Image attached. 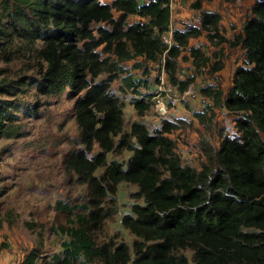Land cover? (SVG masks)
Wrapping results in <instances>:
<instances>
[{
    "label": "trees",
    "instance_id": "1",
    "mask_svg": "<svg viewBox=\"0 0 264 264\" xmlns=\"http://www.w3.org/2000/svg\"><path fill=\"white\" fill-rule=\"evenodd\" d=\"M207 1L212 0H193L192 6L202 10ZM1 2L6 23L0 35L43 43L40 76L33 82L39 94L62 95L69 88L77 97L74 113L83 147L68 154L65 164L89 185V213L78 216L79 227L67 228L71 240L63 242V256L54 255L56 264H87L95 257L104 264H191L180 252L185 248L195 251V264H264V0L255 2L242 32L234 38L221 33V13L204 10L200 27L188 24L174 30L175 43L170 48L161 39L171 21L170 0ZM130 15L146 21L129 23ZM94 24L101 25L95 29ZM203 35L217 47L223 43L241 47L246 62L236 68L227 93L218 85L201 89L213 104L194 111V117L203 126H211L214 108L225 107L236 116L237 133L221 134L218 147L201 137L199 148L206 160L198 169L182 162L170 136L185 124L183 119H163L153 129L138 119L124 130L125 102L112 91V82L120 78L121 90L135 94L139 87L147 88V79H135L121 64L139 56L156 61L166 52L170 82L184 92L194 80L177 76L184 50H189L196 70L209 68L216 73L224 66L222 48L211 56L201 46L189 47L191 38ZM106 53L117 59L104 57ZM102 73L108 76L96 81ZM23 84V77L0 80V139L24 134L17 115L22 106L5 97L16 96ZM154 95L139 92L132 99L140 116L152 106ZM40 106L37 103L34 110ZM34 112L28 110L30 116ZM95 145L100 150L90 155ZM124 149L132 151L127 162H108V153ZM100 167L105 169L97 175ZM122 181L137 184L136 195L144 198V203L133 204V214L123 218L138 237L134 258L127 243L96 246L92 235L112 214L103 204L117 193ZM62 211L71 223L70 208L63 206ZM41 254L33 248L20 264H40Z\"/></svg>",
    "mask_w": 264,
    "mask_h": 264
},
{
    "label": "rangeland",
    "instance_id": "2",
    "mask_svg": "<svg viewBox=\"0 0 264 264\" xmlns=\"http://www.w3.org/2000/svg\"><path fill=\"white\" fill-rule=\"evenodd\" d=\"M102 1L109 3L111 0ZM256 1L212 0L205 2L203 9L198 10L192 6L193 0H173V25L179 28H185L188 24L200 27L202 12L215 11L222 15L221 33L227 38H234L235 34L242 32ZM1 3L0 0V30L3 31L6 14ZM114 13L116 17L120 14L116 10ZM138 21L146 19L138 15H130L128 18L129 23ZM100 25L94 24V28L97 29ZM96 35L99 34L96 32ZM189 45L201 46L211 56L214 51L222 48L224 66L216 73H211L209 68L196 70L189 50H184L178 58L177 76L181 80L194 77V91L185 98L176 91L175 94L180 98L176 106L168 103V98H165L168 114H161L157 110V99L154 96L151 99L152 106L141 116L132 103L133 98L139 97V92L156 93V85L162 84L160 76L164 71L168 81L166 83L172 85L163 56L158 57L156 61H145L139 56L123 62L121 65L128 69L135 79H147L148 86L139 87V92L135 94L132 90H121L122 81L118 78L112 82V91L125 102L126 131L130 129L131 122L138 119L145 121L150 129L156 128L157 125L160 127L162 120L168 119L166 115L173 116L178 107L184 106L188 110V116L184 118L185 124H181L170 136L176 141V151L182 162L201 169L206 158L199 148L200 138L206 137L218 147L221 134L237 133L236 116L226 108L215 107L216 118L211 126H203L194 117L193 111H197L195 109H202L204 106L209 108L212 105V102H206L210 99L201 89L212 84L221 86L225 93L228 92L233 84L236 68L245 64L246 57L245 50L241 47L231 48L228 43L217 47L211 44L205 35L191 38ZM42 46L41 40L27 41L16 35H0V80L24 78V84L16 96H5L22 106L17 115L18 122L23 124L24 134L21 137L0 139V258L5 259V263L12 261L13 264H20L29 251L38 248L42 253L38 261L40 264H56L54 255L63 256V242L71 240L67 228L79 227L78 216H88L89 213V185L81 182L78 175L65 164L68 154L83 147L81 129L74 113L77 97L72 96L69 88L62 95L39 94L33 82L40 76L43 63L40 57ZM102 49L103 45L97 50ZM103 56L117 59L112 53ZM137 63L141 66H136ZM107 76V73H102L96 81ZM37 103L41 106L34 110ZM28 110L35 112L30 116ZM118 139L119 136L116 141ZM98 150L99 146L95 145L90 155ZM131 156L132 151L124 149L108 153L107 160L127 162ZM104 169L105 167L98 168L96 174L101 175ZM137 191V184L122 181L112 199L105 200L103 205L113 212L92 230L96 246L114 247L125 242L130 246L132 258L135 257L133 244L138 237L124 225L123 218L126 214H133V204L144 203V198L136 195ZM63 206L71 210V223L62 211ZM180 252L187 255L191 264H195L193 249L185 248ZM87 264L104 262L95 257Z\"/></svg>",
    "mask_w": 264,
    "mask_h": 264
},
{
    "label": "built area",
    "instance_id": "3",
    "mask_svg": "<svg viewBox=\"0 0 264 264\" xmlns=\"http://www.w3.org/2000/svg\"><path fill=\"white\" fill-rule=\"evenodd\" d=\"M151 1H156V0H148L146 3H150ZM170 7L172 12L173 0H170ZM174 30L175 28L173 25L172 14H171V21L169 24V28L161 35L162 41L168 46V48H170L175 43ZM165 56H166V52L163 55L164 63H165ZM165 75L166 73L164 71L163 74L160 76V78L162 79V84L156 85V93L154 95V98L157 99V104H156L157 110L161 114H165L168 112L167 105L165 103V98H168V103H171L173 106H176L180 102L179 96L175 94L176 91L180 92L183 98L187 97L194 91L193 84H190L184 92H181L177 85H173V84L171 85L164 82L163 79Z\"/></svg>",
    "mask_w": 264,
    "mask_h": 264
},
{
    "label": "crops",
    "instance_id": "4",
    "mask_svg": "<svg viewBox=\"0 0 264 264\" xmlns=\"http://www.w3.org/2000/svg\"><path fill=\"white\" fill-rule=\"evenodd\" d=\"M113 0H111L109 3H111ZM147 1H145V3H146ZM172 16H173V11H172ZM172 21H173V17H172ZM175 29H183V28H179V27H174ZM201 37V36H200ZM191 40V39H190ZM189 47H191V45H189ZM166 78H167V75H165L164 76V82L166 83V82H168V81H166ZM210 85H212V84H210ZM227 93V92H226ZM209 98V97H208ZM210 99V98H209ZM208 104H211V102H212V100L210 99V101H206ZM212 104H213V102H212ZM205 105V104H204ZM135 108V107H134ZM206 108V106H204V108H202V109H195V110H197V111H203L204 109ZM223 108H225V107H223ZM215 109V108H214ZM194 112V111H193ZM168 114V113H167ZM188 116V110L183 106V107H178L177 108V110L174 112V115L173 116H168L167 117V115H166V118H168V120H170V121H175V119L177 120V119H183L184 120V118L186 119V117ZM134 121V120H133ZM132 121V122H133ZM131 122V123H132ZM161 125H162V123H161ZM157 127H159L158 125L156 126V128ZM225 134H227V132H225ZM219 144H220V142H219ZM4 260L5 259H1L0 258V263L1 264H13V262L12 261H6L7 263H5L4 262ZM4 262V263H3Z\"/></svg>",
    "mask_w": 264,
    "mask_h": 264
}]
</instances>
